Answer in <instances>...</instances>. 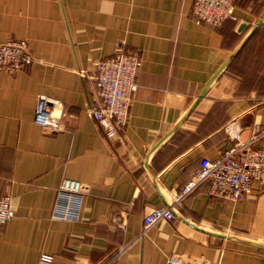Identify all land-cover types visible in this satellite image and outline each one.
I'll list each match as a JSON object with an SVG mask.
<instances>
[{
	"label": "crops",
	"instance_id": "0c3cea01",
	"mask_svg": "<svg viewBox=\"0 0 264 264\" xmlns=\"http://www.w3.org/2000/svg\"><path fill=\"white\" fill-rule=\"evenodd\" d=\"M191 3L0 0V42L23 39L33 56L20 71H0V196L14 210L0 228V264H102L129 242L115 264H165L170 253L264 264V248L246 241L264 242V178L234 202L204 181L172 220L138 237L144 214L170 205L201 158L220 156L235 133L247 140L264 128V0H234L235 18L218 26L198 22ZM118 47L141 48V64L127 123L107 137L87 101L96 62ZM40 95L60 102V131L33 122ZM255 145L264 147V135ZM65 177L85 183L77 220L52 215Z\"/></svg>",
	"mask_w": 264,
	"mask_h": 264
},
{
	"label": "built area",
	"instance_id": "2783aa9c",
	"mask_svg": "<svg viewBox=\"0 0 264 264\" xmlns=\"http://www.w3.org/2000/svg\"><path fill=\"white\" fill-rule=\"evenodd\" d=\"M234 0H192L190 14L199 22L218 26L234 19ZM142 49L116 51L95 64L94 88L88 96L87 108L107 137L114 136L127 123L131 96L136 88L135 75L141 64ZM33 61L27 43L23 39H8L0 42V71L15 73ZM61 104L58 100L38 96L34 108L33 122L44 132L62 129ZM261 129V130H260ZM264 135V128L255 127L250 138L243 140L238 133L233 135L231 146L220 156L201 158L199 169L182 186L170 194V205L151 207L142 218V229L138 237L164 220H172V208L204 181L209 183L213 196L229 201H238L250 191L255 178H264V147L255 142ZM85 183L72 178H62L56 187L52 215L63 220H77L81 207ZM14 218L9 195L0 196V228ZM124 223L120 224L123 227ZM131 242L118 246L102 264H115L129 248ZM49 261L51 256L40 255ZM165 264H208L202 256L189 257L170 253Z\"/></svg>",
	"mask_w": 264,
	"mask_h": 264
},
{
	"label": "water",
	"instance_id": "95a60500",
	"mask_svg": "<svg viewBox=\"0 0 264 264\" xmlns=\"http://www.w3.org/2000/svg\"><path fill=\"white\" fill-rule=\"evenodd\" d=\"M262 22V18H259L254 26V29ZM243 43V42H242ZM241 46V44L232 52V54L224 61V63L218 68V70L213 74V76L209 79V81L205 84V86L202 88V90L199 92V94L196 96L195 100L193 101L192 105L190 106V108L188 109V111L186 112L185 116L189 113V111L191 110V108L195 105V103L198 101L199 98H201L204 93L206 92V90L208 89V87L210 86V84L217 78V76L221 73V71L226 67V65L229 63L230 60H232V58L234 57V55L236 54L237 50L239 49V47ZM184 116V117H185ZM181 122V121H180ZM180 122L177 124L179 125ZM176 125V126H177ZM173 131V130H172ZM171 131V132H172ZM170 132V133H171ZM169 133V134H170ZM210 234H214V235H218V236H226L224 234H219V233H215V232H211V231H207ZM228 237V236H227ZM249 242H252L253 244L260 246L262 248H264V242H260V241H255V240H246Z\"/></svg>",
	"mask_w": 264,
	"mask_h": 264
}]
</instances>
